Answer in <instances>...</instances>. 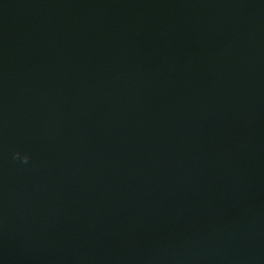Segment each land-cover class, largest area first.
Masks as SVG:
<instances>
[{
  "label": "water",
  "instance_id": "95a60500",
  "mask_svg": "<svg viewBox=\"0 0 264 264\" xmlns=\"http://www.w3.org/2000/svg\"><path fill=\"white\" fill-rule=\"evenodd\" d=\"M0 264H264V0H0Z\"/></svg>",
  "mask_w": 264,
  "mask_h": 264
},
{
  "label": "clouds",
  "instance_id": "9594fccd",
  "mask_svg": "<svg viewBox=\"0 0 264 264\" xmlns=\"http://www.w3.org/2000/svg\"><path fill=\"white\" fill-rule=\"evenodd\" d=\"M20 155L21 154L19 152H17L16 153V158H20ZM29 159H30V157L28 155H24L23 158H22V162L26 164L29 161Z\"/></svg>",
  "mask_w": 264,
  "mask_h": 264
}]
</instances>
